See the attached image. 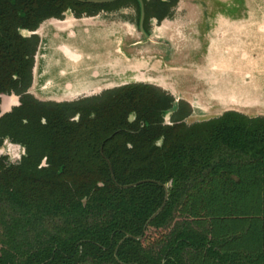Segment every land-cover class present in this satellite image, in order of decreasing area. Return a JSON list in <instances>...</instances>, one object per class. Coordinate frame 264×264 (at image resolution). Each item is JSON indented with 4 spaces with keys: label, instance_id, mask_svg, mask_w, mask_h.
Wrapping results in <instances>:
<instances>
[{
    "label": "trees",
    "instance_id": "trees-1",
    "mask_svg": "<svg viewBox=\"0 0 264 264\" xmlns=\"http://www.w3.org/2000/svg\"><path fill=\"white\" fill-rule=\"evenodd\" d=\"M127 2L139 17L138 0H0V91L32 81L39 38L18 27ZM177 2L143 0L145 21ZM173 100L145 82L70 102L23 94L0 116V143L27 147L18 163L0 155V264H264V115L188 123Z\"/></svg>",
    "mask_w": 264,
    "mask_h": 264
},
{
    "label": "water",
    "instance_id": "water-1",
    "mask_svg": "<svg viewBox=\"0 0 264 264\" xmlns=\"http://www.w3.org/2000/svg\"><path fill=\"white\" fill-rule=\"evenodd\" d=\"M216 1L226 3L228 0ZM235 1L239 2L242 0ZM249 2L252 6L256 7L255 10H257L259 16L264 17V0H249ZM51 22H54V29L61 28L59 25L62 27L66 25L63 22L56 21V19H52ZM125 27H127L125 23H112L109 28L110 36H105L106 38H104V40L102 39V33H94V28L90 31L85 29V35H83L81 41L84 42V44L92 43L91 48H85L80 44L72 43L73 41L69 43L70 41L67 40L68 42L65 45L58 47L59 53H57L56 59L52 61L53 63L49 68L52 75L48 76L46 79L40 78V84L36 89L33 87L32 83L31 86L34 89L33 91L53 92L52 89L55 87L56 79L63 83L62 89L69 93L75 94V92H84L87 89L85 80L91 78L92 73L98 72L99 74L100 71L104 69L108 70L109 74L106 75L104 79L103 77L98 78L103 80L104 83L105 81H110L108 85L105 83L104 88L130 82L152 83L169 91L176 100H186L192 108L191 115L196 110L200 112L205 111V104H209V109H212V111H218L217 114H213L208 118L219 116L226 110H236L248 116L264 115V25L255 26L259 31V36H254L251 31H247L248 29H246V26L241 27L239 31L236 30L237 26H232L230 28L232 31L226 28V32L228 33L221 38L219 37L216 45L209 46V50L205 55H199L200 58H198V60L204 61L203 66L195 63V59L188 60V62L195 66V69L185 71L187 74H190L191 77L185 74L186 77L182 80L183 83L181 84L175 81V79L170 78L168 74L169 71L173 70V67H176V63L173 62L174 60L163 62L161 72L163 74L157 72L159 76H153L154 71H157V57L154 59V64L152 65L151 63L148 74V76L150 75L149 79H125L126 72L130 67L133 66L132 68L134 71L138 70V66L142 67L141 61L133 65L126 62L125 48L121 47L125 42L123 39L116 40L114 38L117 33L122 35L123 30L126 29ZM138 29L144 37H149L150 34L144 31L141 23ZM101 31L103 32L102 29ZM231 32H234V34ZM103 33H106V31ZM103 41L106 42V46L102 45ZM255 42H259L257 48H255L256 44L254 47ZM233 44H240V46H232ZM93 46L97 47L95 53H93ZM105 48L106 52H104L105 56L103 57L104 54L101 55L100 53L103 52ZM223 48L227 50L225 51ZM223 51L228 53L226 57L221 55ZM119 53H121L120 56L117 55ZM255 54L257 56H254ZM138 59H140V57L137 58V60ZM150 62H152V60ZM36 68L37 62L34 65L35 70ZM35 80L36 78H34V81ZM62 93L63 92H60L59 95ZM6 108L8 109V107ZM251 112L255 114H250ZM140 181L142 180L123 186H131ZM164 203L165 200L151 214L149 220L162 209Z\"/></svg>",
    "mask_w": 264,
    "mask_h": 264
},
{
    "label": "rangeland",
    "instance_id": "rangeland-1",
    "mask_svg": "<svg viewBox=\"0 0 264 264\" xmlns=\"http://www.w3.org/2000/svg\"><path fill=\"white\" fill-rule=\"evenodd\" d=\"M255 9L256 7L252 6L249 0H242L239 2H236L235 0H228L226 3L216 0H179L175 6L172 16L165 17L160 22H157L154 19L152 20L150 35L147 38L144 37L133 22L125 17H119L115 14L109 16L106 15L105 17L103 14H100L95 17L94 21L91 20V18H84V23H82L81 20H79L78 23L81 21L79 23L80 25H86L85 23H87V25H93L95 29L94 33H102L103 40L107 36H110L109 28L112 23L126 24L127 27L123 30V34L119 35V33H117L114 38L116 40L123 39L125 42V44H122L121 47L125 48L126 62L133 65L134 63L141 61L142 67H137L140 71H134L132 68L133 66L130 67V69L126 72L125 79H149L150 75L148 76V74L151 63L153 65L155 62L154 59L157 57V71H154L153 76H159V73L162 72L163 62L174 60L173 62L176 63V67H173V70L169 71L168 74L170 78L175 79V81H178V83L181 84L183 83L182 80H184L186 75L191 77L190 74H187L185 71L195 69V66L188 62V60L195 59V63L203 66L204 61H201L200 59L198 60V58H200L201 55L203 56L206 54L209 50V46L216 45L219 37L221 38L228 33L226 32V28L230 30L232 26H237L236 30L239 31L241 27L246 26V29H248L247 31H251L254 36H259V31L255 26L264 25V17L259 16V13ZM125 10L132 12L130 8H126ZM66 20L67 18L65 17L64 21ZM47 23H45L41 29H38L41 34V41L37 50L38 52H36L35 55V63L37 62V68L35 70L36 80L33 82V87L35 89L40 84V78L46 79L48 76L52 75L49 68L53 63L52 61L56 59L57 53H59V42L55 37L54 22ZM49 29L51 30L49 31ZM101 29L103 32L106 31V33H103ZM231 33L234 34V32ZM77 39L78 38H72L71 41L76 42L85 48H91L92 43L84 44V42ZM102 45L106 46V42L103 41ZM235 45L238 47L240 46V44H233L232 46ZM257 46H259V42L254 43V47L257 48ZM93 47V53H95V51H97V47ZM223 50L226 51L227 49L223 48ZM104 52H106V48L100 54L102 55ZM227 54L228 53L223 51L221 55L226 57ZM117 55L120 56L121 53ZM104 56L105 54L103 57ZM254 56L257 55L255 54ZM139 57L140 59L137 60ZM151 60L152 62H150ZM102 65L104 66L103 63ZM108 74L109 71L104 69L100 71L99 74L98 72L92 73L91 78L85 80L87 89L84 92H75V94L69 93L68 91L62 89L63 83L55 79V87L52 89L53 92L36 91L32 93L43 99L56 100L73 99L81 95L94 94L103 89L105 83H107V85L110 83L109 80L104 83L103 80L98 79L99 77H103L104 79ZM31 88L30 90L33 91L34 89ZM60 92L63 93L59 95ZM209 106V104H205V111L200 112L196 110L192 113V115H188L186 120L188 122H192L208 118L209 116L218 113V111H212V109H209ZM252 113L255 114L254 112H251L250 114ZM168 118V114H166L165 120H168ZM10 147L14 148L13 145H10ZM8 151L10 152V150L7 149V146L1 150L3 153ZM166 229L167 228L155 229L154 227H149L147 232L149 236L152 237L157 235L159 231Z\"/></svg>",
    "mask_w": 264,
    "mask_h": 264
},
{
    "label": "flooded vegetation",
    "instance_id": "flooded-vegetation-1",
    "mask_svg": "<svg viewBox=\"0 0 264 264\" xmlns=\"http://www.w3.org/2000/svg\"><path fill=\"white\" fill-rule=\"evenodd\" d=\"M78 1H80V2H88V3H108V2H113V1H116V0H105V1L104 0H100V1L78 0ZM138 1L140 3L139 17H138V15L136 13V9H135L134 4L132 2H127V3H124L122 5H117V6H113V7H107V8L106 7H101L98 10L93 11L91 13H88L87 11H83L82 13H80V15L76 14L75 11L71 7H67L62 12L63 16L61 18H57V17L45 18L41 22H39L38 26L36 28H34V29H30V28H26V27H18L19 33L22 34L23 36H31L33 34H36L38 36V38H39L37 49H36L35 53L33 54V60L34 61H33L32 67H31V71H30L31 76H32V81H31V84L29 86H27V88H25L24 90L16 91L14 89H9V90H6V91H3V90L0 91V113L2 112L0 114V116L5 114L6 112L11 111L15 106H19L21 104V97L25 93L32 94L35 98H37L38 100H41V101H54V102L68 101V102H70V101H74V100L80 99L82 97L100 94L101 92H104V91L109 90L111 88L118 87L119 85L113 86V87H106V88L101 89L100 91H97L98 93L81 95V96H78V97L73 98V99L56 100V99H43V98L37 97L35 94L32 93L34 91H31L30 88H31V85H32V83L34 81V78H35V69H34L35 55H36V52H37V50L39 48V44H40V41H41V34H40L38 28L41 29V27L47 22L48 23H52L51 22L52 19H54V20L56 19V21L64 22V24H66L67 21H64L65 17L66 18L67 17H72V18H74V20L75 19L82 20L83 18H85V19L91 18V20L94 21L95 17L100 15V14H103L104 17L106 15L109 16V15L115 14V15H118L119 17L127 18L128 20L133 22L138 28H139V24L141 23L142 28L145 27L147 29V31H148V34H150L152 20L154 19L157 22H160V21H158V19L155 16H150L145 21V12H144V7H143V0H138ZM126 8H130L132 12H129V11L125 10ZM173 13H174V11H173ZM79 23L77 21H75L74 23H72V24H70L68 26H63L61 28H56L55 29L54 33L56 34L55 37L57 38V40L59 42V46L65 45L68 41H70L69 43H71L72 42L71 41L72 38H78L79 40H82L83 39V35H85V29L90 31L92 28H94L93 25H87V23H85L86 26H83V25L79 26L80 25ZM82 23H84V22L82 21ZM37 30H38V32H37ZM50 30L51 29H49V31ZM57 34H58V37H60L61 39L57 37ZM72 43H76V42H72ZM13 77H15V74H13ZM173 98H174L173 103L176 104L178 100H176L174 96H173ZM6 107H8V109ZM4 108H5V110H4ZM166 114H168V117H169L168 120H165V115ZM78 117H79V112H76L74 115L71 116V119L77 120ZM130 117L133 118V115L131 114ZM185 120H186V118H185ZM41 121L44 122L45 121L44 118H42ZM164 122H166V123H170L171 122L170 121V112H167V113L164 114ZM186 122H188V121L186 120ZM188 123H190V122H188ZM10 145H13L14 148H11ZM5 146H7V149H9L10 152L9 151L5 152V153L1 152L2 148H4ZM26 148L27 147H26L25 144H23L21 142L14 141L8 136H3L2 140H1V143H0V155H4L6 157V161L8 163H18L22 159V157L24 155H26ZM46 164H47V157L43 156L41 158V160H40L39 165H46ZM109 166H110V164H109ZM123 185H125V184H123Z\"/></svg>",
    "mask_w": 264,
    "mask_h": 264
},
{
    "label": "crops",
    "instance_id": "crops-1",
    "mask_svg": "<svg viewBox=\"0 0 264 264\" xmlns=\"http://www.w3.org/2000/svg\"><path fill=\"white\" fill-rule=\"evenodd\" d=\"M88 19H90V18H88ZM79 20H80V19H75V20H74V18H72V17H67V20H66L67 22H66V25H64V26L70 25V24L74 23L75 21L78 22ZM81 21H85L84 18H83ZM81 21H80V22H81ZM61 23H62V22H61ZM63 23H64V22H63ZM60 27H62V26H60Z\"/></svg>",
    "mask_w": 264,
    "mask_h": 264
}]
</instances>
